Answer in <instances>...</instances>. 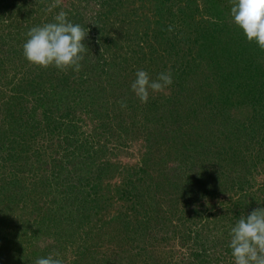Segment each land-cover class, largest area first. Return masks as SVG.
Masks as SVG:
<instances>
[{"label": "trees", "instance_id": "1", "mask_svg": "<svg viewBox=\"0 0 264 264\" xmlns=\"http://www.w3.org/2000/svg\"><path fill=\"white\" fill-rule=\"evenodd\" d=\"M97 1L107 9L106 12L101 11L103 14L93 11ZM122 1L125 0H79L80 7L82 5L87 12L79 8L75 11L71 9L68 19L79 23L88 32L83 41L87 51L78 72L72 68L61 71L49 66L41 68L34 74L35 77L27 73L11 86L0 85V110L11 118L7 130L0 127V152H3L0 158L3 164L10 163L17 169L24 166L22 168L25 169L27 161L24 158L35 155L45 157V165L40 166L45 169L50 167L51 176L54 177L45 183L49 187L47 196L51 194L48 196L50 200H57V196L74 197L70 190L79 187L81 180L85 181L93 173L92 166L87 164L81 167L82 159L78 157H81L83 143L69 136L74 135L72 128L85 117L93 123L99 119L102 123L111 121L113 117L107 109L112 101L117 100L121 89L125 98H129L131 104H136L127 112L128 119L136 121L134 110L138 108L145 120L154 122L161 132L164 129L169 155L177 159L176 171L181 185L178 187L182 194L178 198L193 193L194 182L196 178L201 182V176L207 177L206 182L211 181L212 186L219 185L214 175L220 172L222 176L224 166L221 161L228 155L237 165L240 159L238 155L247 148V141L258 146L260 140L263 142L261 148H264V50H260L254 42H248L242 30L232 22L229 13L233 0H205L200 3L194 0H128L125 5L139 2L138 6H150L149 9L154 11V20L147 18L151 22L143 30L149 33L153 22V39H141L153 49L144 53L145 47L135 51L130 44L131 50L124 56L115 49L121 43H115L113 37L108 43L100 39V36L110 34L109 23L115 21L114 12L117 6L124 5ZM29 3L30 0H0V22L11 21V36H17L16 41L22 43L31 27L49 23L34 20L33 15L41 7L34 9ZM110 5L112 9H108ZM197 16H201L199 22H196ZM5 38L0 33L2 46L7 44ZM101 42L107 46L99 54L97 46ZM4 55H0V67L9 61ZM30 66L32 70L38 69L34 64ZM103 67L112 70L113 76L102 78L100 83L93 81L100 74L97 68ZM137 69L147 70L152 79L158 73L169 72L173 83L162 91L149 90L147 103H142L130 88ZM153 105L158 107L155 111L167 114L157 118L155 115L158 113L152 109ZM120 124L117 126L120 127ZM101 127L105 131L111 129L110 126L106 129L105 125ZM214 131L218 132L217 136ZM56 139L64 141H59V147L54 149L58 151V162L56 158L49 159L56 155L48 150L49 145L55 148L53 141ZM239 141L244 142L241 150L237 143L233 147L226 144ZM44 143L46 148L43 147ZM75 163L81 165V170H78L80 167L69 166ZM113 167L103 161L98 167V178H105L108 169ZM28 168L38 178L43 177L38 175L37 168L32 165ZM17 169L14 170L16 174ZM64 170L66 181L60 179ZM22 181L15 176L0 186V195L6 196L2 198L4 203L19 201L15 190ZM73 181L80 184L75 185ZM187 185L189 192L185 188ZM11 187L14 191L10 192ZM52 187L56 191L60 189L59 192ZM158 187L159 183H155L153 190L159 192ZM216 189L213 191L218 193ZM30 211L25 216L33 215L37 222V211L40 210ZM59 211L60 208L56 214ZM39 223H43V220L40 219Z\"/></svg>", "mask_w": 264, "mask_h": 264}, {"label": "rangeland", "instance_id": "2", "mask_svg": "<svg viewBox=\"0 0 264 264\" xmlns=\"http://www.w3.org/2000/svg\"><path fill=\"white\" fill-rule=\"evenodd\" d=\"M194 1L200 3L205 0ZM78 2L30 0L29 6L34 9L41 7L33 17L42 23L53 22V17L61 10L66 11L68 17L71 9L75 11L79 8L87 12ZM122 2L124 5L117 6L114 12L115 21H110V28L107 27L110 34L100 36L101 41L108 43L113 37L115 43H121L115 48L121 56L130 52V44L135 51L142 46L145 47L144 53L152 50L141 39H153V22L152 29L147 28L149 33L143 30L154 20V11L149 9L150 6H138L139 2L129 5H125L128 0ZM95 4V13L106 12V7L99 1ZM110 7L108 9H112ZM200 19L201 16H197L196 22ZM11 28V21L0 22V33L7 40L4 46L0 42V55L5 54L4 58L9 60L0 67L1 86H11L27 73L35 77L34 74L43 68L34 64L38 69L32 70V63L26 61L21 52L23 43L16 41L17 36H11ZM105 42L97 46L99 54L107 46ZM97 70L101 75L98 73L93 81L100 83L102 78L113 76V71L107 67ZM118 93L121 98L117 97L107 109L113 117L111 121L102 123L99 119L93 123L85 117L77 123L78 126L72 128L71 133L74 132V135L69 137L83 143L81 157H78L82 159V166L76 163L69 166L83 168L88 164L92 166L93 172L86 175L87 178L81 180V184L72 182L80 184L69 189L73 191L74 197L57 196V200H50L48 196L51 194L47 196L49 187L45 183L54 177L51 176L50 167L45 169L40 166L45 165V157H23L28 163L25 169L22 168L24 166H18L17 169L10 163L3 164L0 158V186L15 176L23 180L15 190L19 200L17 203H4L6 196L0 195V264H33L37 257L52 252H59L64 264H232L231 250L228 248L230 227L239 219L237 216L264 208L263 142L259 140L257 146L247 141V148L238 155L240 159L237 165L227 155L221 161L224 166L222 176L220 172L214 175L219 185L212 186L211 181L206 182L207 177L201 176V182L198 178L194 182L193 193L189 192V185L185 186L189 192L186 196L189 197L178 198L182 194L176 171L177 159L169 155L171 153L164 129L161 132L154 122L145 120L138 108L134 110L136 121L128 119L127 112L136 104H131L130 99L125 98L122 89ZM101 100L104 102V99ZM121 102L127 106L121 107ZM156 108L152 106L154 111ZM1 111L0 127L7 130L11 118ZM155 112L158 113L155 115L157 118L167 114L160 110ZM118 123H121L120 127ZM102 125L106 129L110 126L111 129L105 131ZM215 131L217 136L218 132ZM56 140L53 141L55 148L49 145L48 150L56 155L49 159L56 158L58 162V151L54 149L59 147V141H64ZM235 143L241 150L242 141L226 144L233 147ZM43 147H47L45 143ZM0 156H3V152H0ZM103 161L109 162L114 169L109 168L105 178L100 179L97 176L98 167ZM31 165L43 177L32 174L28 168ZM63 168L66 166L63 165ZM62 173L60 179L66 181L65 170ZM155 183H159V192L153 190ZM52 189L56 191L54 187ZM214 189L219 192L215 193ZM11 191H14L13 187ZM59 208L61 211L56 214ZM30 209L40 210L37 211V222L33 215L25 216L31 212ZM225 210H228L227 213H224ZM40 219L43 223H39Z\"/></svg>", "mask_w": 264, "mask_h": 264}, {"label": "clouds", "instance_id": "3", "mask_svg": "<svg viewBox=\"0 0 264 264\" xmlns=\"http://www.w3.org/2000/svg\"><path fill=\"white\" fill-rule=\"evenodd\" d=\"M229 14L246 40L264 50V0H233ZM87 33L79 23L68 19L66 11L61 10L53 17V22L27 31L22 54L29 63L41 67L53 66L61 71L72 68L78 72L87 51L83 42ZM172 83L169 72L158 73L152 79L147 70L137 69L130 88L141 102L147 103L149 90L162 91ZM126 106L121 102V107ZM229 237L232 264H264V208H256L241 216L230 227ZM33 264H64V260L59 252H52L37 257Z\"/></svg>", "mask_w": 264, "mask_h": 264}]
</instances>
